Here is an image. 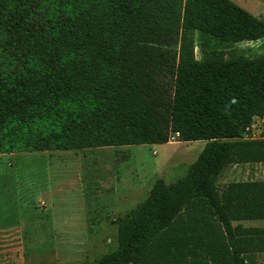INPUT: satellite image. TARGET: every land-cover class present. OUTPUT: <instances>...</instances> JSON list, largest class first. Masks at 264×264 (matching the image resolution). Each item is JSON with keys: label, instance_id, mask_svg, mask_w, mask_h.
Here are the masks:
<instances>
[{"label": "trees", "instance_id": "obj_1", "mask_svg": "<svg viewBox=\"0 0 264 264\" xmlns=\"http://www.w3.org/2000/svg\"><path fill=\"white\" fill-rule=\"evenodd\" d=\"M261 37L232 0H0V153L205 141L80 264H255L264 227L239 221L264 219V179L216 180L264 162V47L229 48Z\"/></svg>", "mask_w": 264, "mask_h": 264}, {"label": "rangeland", "instance_id": "obj_2", "mask_svg": "<svg viewBox=\"0 0 264 264\" xmlns=\"http://www.w3.org/2000/svg\"><path fill=\"white\" fill-rule=\"evenodd\" d=\"M232 1L264 19V0ZM263 47L261 37L235 42L229 48L235 54L252 56ZM194 54L199 56L197 47ZM263 127L264 119L254 117L250 136L258 137ZM168 141L84 152L59 150L50 157V169L46 168L47 155L40 152L12 156L0 153V264L92 263L111 251L115 245V218L142 201L155 178L167 183L180 178L205 142L180 141L176 136ZM46 171H51L49 180ZM261 179L264 163L251 162L225 166L216 182L221 187L230 181ZM47 184L54 197L50 207L35 201ZM94 189L117 194L93 196ZM239 223L264 227V219ZM255 264H264V252L256 255Z\"/></svg>", "mask_w": 264, "mask_h": 264}, {"label": "crops", "instance_id": "obj_3", "mask_svg": "<svg viewBox=\"0 0 264 264\" xmlns=\"http://www.w3.org/2000/svg\"><path fill=\"white\" fill-rule=\"evenodd\" d=\"M259 17V16H258ZM264 119V117H263ZM169 142V141H167ZM102 147H106V146H100V147H93V148H83V149H74V150H82L83 152L87 149H99V148H102ZM57 151L59 150H44V151H33V152H40L42 154H45L47 155L46 158L47 159V169H50L51 168V163H50V157H54L57 153ZM20 153H24V152H9V153H1V154H8L10 156L14 155V154H20ZM41 155H39L40 157ZM257 163H264V162H257ZM49 173H51V171H46L45 172V175H46V179L49 180ZM262 180V179H261ZM149 190V189H148ZM40 195H38L36 198H35V201H38L39 203H41L42 205L46 204L47 203V206H52L53 204V201H54V197L51 198V195L53 194V190L52 188L50 187L49 184H47V186L43 187L41 190H40ZM91 193V192H90ZM100 193H104V194H111V195H116L117 192H110V193H106V192H103L101 190H97V189H94V191L92 192L91 195L94 196V194H100ZM91 198V197H89ZM85 199V198H84ZM89 200V199H88ZM241 224V223H240Z\"/></svg>", "mask_w": 264, "mask_h": 264}, {"label": "built area", "instance_id": "obj_4", "mask_svg": "<svg viewBox=\"0 0 264 264\" xmlns=\"http://www.w3.org/2000/svg\"><path fill=\"white\" fill-rule=\"evenodd\" d=\"M173 136H177V134L176 133H172L170 136H169V138H172ZM168 138V139H169Z\"/></svg>", "mask_w": 264, "mask_h": 264}]
</instances>
